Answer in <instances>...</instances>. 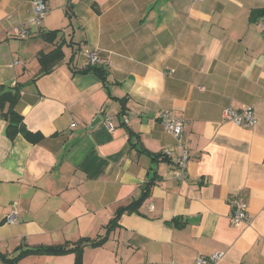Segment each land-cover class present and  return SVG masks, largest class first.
<instances>
[{
	"label": "crops",
	"instance_id": "crops-1",
	"mask_svg": "<svg viewBox=\"0 0 264 264\" xmlns=\"http://www.w3.org/2000/svg\"><path fill=\"white\" fill-rule=\"evenodd\" d=\"M44 1L35 25L32 0H0V85L21 87L15 111L41 135L11 139L0 116V264H194L215 251L214 264H264V0ZM52 30L64 58L36 77ZM90 52L106 81L73 72ZM248 105L254 127L223 119ZM162 110L184 120L180 143ZM237 196L249 225L229 221ZM64 245L76 250L27 252Z\"/></svg>",
	"mask_w": 264,
	"mask_h": 264
},
{
	"label": "built area",
	"instance_id": "built-area-1",
	"mask_svg": "<svg viewBox=\"0 0 264 264\" xmlns=\"http://www.w3.org/2000/svg\"><path fill=\"white\" fill-rule=\"evenodd\" d=\"M48 12L49 7L44 0H32V22L35 25H40L43 19L47 16ZM258 25L264 27L263 22H259ZM17 36L22 39L27 38L29 36V30L25 27H19L17 29ZM86 56L88 65H97L100 62H105L95 52L87 53ZM158 118L164 128L176 138L178 143H180V138L184 127V120L180 117L171 116L166 110L160 111ZM223 119L225 121L233 123L236 126L249 129L254 127L257 122L254 109L249 105L242 106L241 108H234L231 106L225 108L223 111ZM124 121H127V119L125 118ZM106 125L109 129L111 128V124L109 121H107ZM163 153L169 154L170 149H165ZM188 158V152L185 147L182 146V151L176 158L175 168L173 171V174L176 178H185ZM230 203V223L234 226L249 225L251 223V217L248 214V205L246 201L242 197L237 196L233 197ZM15 216V212H10L5 217L6 222H14ZM222 255L223 252L219 251H215L210 255H200L195 259L194 264H214L222 257Z\"/></svg>",
	"mask_w": 264,
	"mask_h": 264
},
{
	"label": "trees",
	"instance_id": "trees-1",
	"mask_svg": "<svg viewBox=\"0 0 264 264\" xmlns=\"http://www.w3.org/2000/svg\"><path fill=\"white\" fill-rule=\"evenodd\" d=\"M262 15L264 14V8L260 9ZM58 30H52L49 31L46 34L45 39L49 42H55V47L48 51V52H39L37 55V60L40 65L39 72L36 77H39L44 74H48L51 72L64 58V52L62 50L63 45L65 44L64 37L58 38ZM69 62H72V59L70 58ZM73 72H80V73H86V72H92L95 73L98 77H100L103 81H106V69L103 68L102 65H86L83 68L74 69ZM20 86H14L10 87L9 85H0V116L5 121H7L6 126V134L11 139L14 138L15 135L18 133H21L27 140L36 142L40 138V134L32 133L29 131L23 121L22 116L15 111V105L20 97ZM123 208H119L117 210V214L114 217V220L118 218L120 213L122 212ZM86 240L80 241V244ZM102 240L93 242V245H100ZM78 247L77 255L80 256V250L81 247ZM76 250V248H72L69 246H47L40 249H33L28 250L27 252H42V253H61L65 251H71ZM80 260H78L77 263H79Z\"/></svg>",
	"mask_w": 264,
	"mask_h": 264
},
{
	"label": "rangeland",
	"instance_id": "rangeland-1",
	"mask_svg": "<svg viewBox=\"0 0 264 264\" xmlns=\"http://www.w3.org/2000/svg\"><path fill=\"white\" fill-rule=\"evenodd\" d=\"M67 51V50H66Z\"/></svg>",
	"mask_w": 264,
	"mask_h": 264
}]
</instances>
